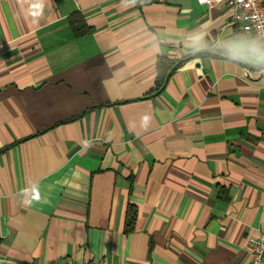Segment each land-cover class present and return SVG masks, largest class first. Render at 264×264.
Instances as JSON below:
<instances>
[{"label":"crops","instance_id":"0c3cea01","mask_svg":"<svg viewBox=\"0 0 264 264\" xmlns=\"http://www.w3.org/2000/svg\"><path fill=\"white\" fill-rule=\"evenodd\" d=\"M232 15L0 0L1 264H250L264 61ZM161 57L182 63L158 89Z\"/></svg>","mask_w":264,"mask_h":264},{"label":"built area","instance_id":"2783aa9c","mask_svg":"<svg viewBox=\"0 0 264 264\" xmlns=\"http://www.w3.org/2000/svg\"><path fill=\"white\" fill-rule=\"evenodd\" d=\"M200 4L222 3L232 11L235 24L259 40L264 51V0H197ZM250 247V264H264V233L248 237ZM2 258L0 257V264ZM98 264V263H93Z\"/></svg>","mask_w":264,"mask_h":264},{"label":"trees","instance_id":"16d2710c","mask_svg":"<svg viewBox=\"0 0 264 264\" xmlns=\"http://www.w3.org/2000/svg\"><path fill=\"white\" fill-rule=\"evenodd\" d=\"M138 4V6L140 8L150 5L154 2H157L158 0H135ZM72 26L74 31L78 34V35H83L87 32H89L91 30V27L87 25L85 18L82 14L80 13H76L74 14V17L72 18ZM182 62H179L178 64H180ZM177 63L174 61H171L169 59H167L166 57H161L158 60V64H157V68H158V89L163 87V83L166 80V77L168 76V74L172 71L173 67L176 65ZM177 64V66H178ZM134 219V217H130L128 219V223H127V230H131L132 229V220Z\"/></svg>","mask_w":264,"mask_h":264},{"label":"clouds","instance_id":"9594fccd","mask_svg":"<svg viewBox=\"0 0 264 264\" xmlns=\"http://www.w3.org/2000/svg\"><path fill=\"white\" fill-rule=\"evenodd\" d=\"M233 50L234 51H239L240 50V46L239 45L234 46ZM252 51L257 54V58L258 59L264 61V51H260L258 48H255V47L252 49Z\"/></svg>","mask_w":264,"mask_h":264}]
</instances>
